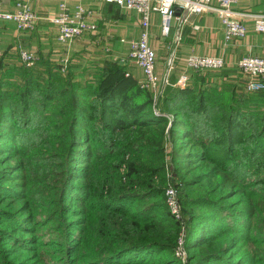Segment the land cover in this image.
I'll return each instance as SVG.
<instances>
[{"label": "trees", "instance_id": "trees-1", "mask_svg": "<svg viewBox=\"0 0 264 264\" xmlns=\"http://www.w3.org/2000/svg\"><path fill=\"white\" fill-rule=\"evenodd\" d=\"M71 62L0 59V264H264V91Z\"/></svg>", "mask_w": 264, "mask_h": 264}, {"label": "crops", "instance_id": "crops-1", "mask_svg": "<svg viewBox=\"0 0 264 264\" xmlns=\"http://www.w3.org/2000/svg\"><path fill=\"white\" fill-rule=\"evenodd\" d=\"M17 3L28 5L36 15L37 22L32 31H18L13 23L0 21L2 59L7 64H19L18 48L32 52L38 59V67L60 63L64 59L79 70L86 68L92 74L98 73L104 63H121L127 56L129 41L140 37V17L133 11H126L104 0H0L4 11L14 10ZM64 5L69 13L81 7L88 23L96 25L95 32H86L70 46L57 41L58 27L52 21L57 18L60 6ZM233 10L244 14H264V0H238ZM180 14V11H177ZM247 34L242 39H224V29L219 17L214 13L204 12L190 15L180 25L173 21L168 36L161 34V17L153 13L149 24V44L156 55L155 74L163 86L169 78L175 84L182 74L188 80L193 73L185 64L189 56H213L224 60V68L229 73L228 79L240 78L238 61L247 56L264 58V34L253 31L252 21L244 19ZM0 58V59H1ZM173 66L168 72L169 61ZM44 66V67H43ZM128 76L142 81V71L132 62L126 63ZM167 78V79H166ZM245 78V77H243Z\"/></svg>", "mask_w": 264, "mask_h": 264}, {"label": "built area", "instance_id": "built-area-1", "mask_svg": "<svg viewBox=\"0 0 264 264\" xmlns=\"http://www.w3.org/2000/svg\"><path fill=\"white\" fill-rule=\"evenodd\" d=\"M105 3L114 5L126 11L135 12L140 18L141 33L137 40L129 41V51L121 63L132 62L144 76L140 82L142 87H148L153 91L158 89V78L155 74L156 55L149 44L150 17L157 13L161 17V34L169 35L173 21L183 25L190 15H199L204 12L216 14L224 29L226 42L232 39H242L247 34L244 19L252 21L253 31L257 34H264V14H244L233 10L238 0H104ZM180 14H177V11ZM0 21L13 23L18 31H32L36 25L37 17L30 7L24 3H17L13 11L6 12L0 4ZM58 27L57 41L65 46L79 39L86 32H95L96 25L86 21V15L81 7L69 13L64 5L60 6V12L52 21ZM1 38H0V58ZM19 61L26 67H32L37 62V57L23 48H18ZM61 71L64 72L68 61H61ZM186 67L190 71L201 72L205 70H221L224 68V60L221 57L213 56H189L185 60ZM173 66V60L169 61L168 72ZM238 69L245 77V90L247 92L264 91V58L243 57L238 61ZM128 76V74H126ZM167 79V78H166ZM188 80L187 74H182L177 85L184 87ZM167 84V80H165ZM176 190L170 188L166 191V203L170 213L175 219H180V208L177 204ZM178 252L184 247L183 238L179 239ZM185 258V254L180 255Z\"/></svg>", "mask_w": 264, "mask_h": 264}, {"label": "rangeland", "instance_id": "rangeland-1", "mask_svg": "<svg viewBox=\"0 0 264 264\" xmlns=\"http://www.w3.org/2000/svg\"><path fill=\"white\" fill-rule=\"evenodd\" d=\"M251 15H255V14H251ZM66 47H68V46H66ZM187 83V82H186ZM168 84V83H167ZM164 85H166L165 83L163 84V86ZM186 85V84H185ZM162 85L161 84H159L158 85V89L157 90H155V91H153L154 93H155V95H156V93L160 90V87H161ZM180 87V86H179ZM181 88H183V87H181ZM158 104V102H157V99L156 100H154V104H153V107H155L156 105ZM168 126H169V124H168ZM167 148H168V145H167ZM168 177V181L170 182V174L169 173H167V175H166V178ZM170 179V180H169ZM173 182V180L171 181V183ZM170 184V183H169ZM167 186L168 187H166V190H165V193H164V201H165V203H166V191L168 190V189H170V188H173V189H175L176 190V188L175 187H173L172 185H168L167 184ZM177 204L179 205V208H181V203H180V201L177 199ZM181 229V228H180ZM180 237H181V234H180ZM179 243V242H178ZM179 246V245H178ZM177 249H178V247H177ZM176 251H178V250H176ZM180 251H184V252H178L177 254L175 253V255L181 260V262L183 263V264H185L186 263V260H187V252H186V249H185V247H183V249L182 250H180ZM183 254H185V258H182L180 255H183Z\"/></svg>", "mask_w": 264, "mask_h": 264}]
</instances>
